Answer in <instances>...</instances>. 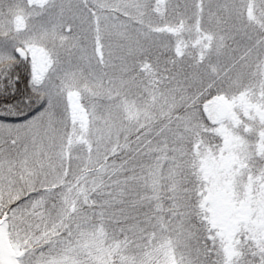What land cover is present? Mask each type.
<instances>
[{
    "label": "snow or ice",
    "instance_id": "6c2138e0",
    "mask_svg": "<svg viewBox=\"0 0 264 264\" xmlns=\"http://www.w3.org/2000/svg\"><path fill=\"white\" fill-rule=\"evenodd\" d=\"M0 264H264V0H0Z\"/></svg>",
    "mask_w": 264,
    "mask_h": 264
}]
</instances>
